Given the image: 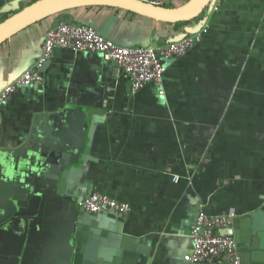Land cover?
Returning a JSON list of instances; mask_svg holds the SVG:
<instances>
[{"label": "crops", "instance_id": "obj_1", "mask_svg": "<svg viewBox=\"0 0 264 264\" xmlns=\"http://www.w3.org/2000/svg\"><path fill=\"white\" fill-rule=\"evenodd\" d=\"M35 1L0 0V15ZM204 12L178 26L121 9L78 8L0 44L2 90L38 62L46 32L60 21L105 28L132 47L169 43L202 20L208 29L183 56L164 62L161 85L137 92L100 54L55 49L40 83L18 86L0 103V219L21 201L29 209V188H53L61 169L58 186L72 198L95 191L130 205L123 217L83 214L72 264H208L183 260L201 211L234 214L244 263L264 264V0H226ZM40 233L32 264H63L57 226ZM6 245L0 239V264H10Z\"/></svg>", "mask_w": 264, "mask_h": 264}, {"label": "built area", "instance_id": "obj_2", "mask_svg": "<svg viewBox=\"0 0 264 264\" xmlns=\"http://www.w3.org/2000/svg\"><path fill=\"white\" fill-rule=\"evenodd\" d=\"M138 1L156 6H166L174 2V0ZM225 1L210 0V12L219 11ZM2 19L0 15V21ZM207 31L204 25L195 34L186 35L178 41L148 47H125L99 35L87 24L60 21L46 32L42 43V56L38 62L0 90V103L5 101L18 86L40 83L42 76L39 69L55 49L100 54L105 61L115 64L120 73L128 76L133 92H137L148 83L161 85L165 73L163 60L183 56ZM161 93H163L162 87ZM80 205L89 213L110 211L118 217H123L130 211L128 203L117 201L100 192H94L84 198ZM234 217V214L210 215L203 211L199 212L190 231L192 248L184 255L183 260L187 263L244 264L234 237L227 233H219L232 227Z\"/></svg>", "mask_w": 264, "mask_h": 264}, {"label": "water", "instance_id": "obj_3", "mask_svg": "<svg viewBox=\"0 0 264 264\" xmlns=\"http://www.w3.org/2000/svg\"><path fill=\"white\" fill-rule=\"evenodd\" d=\"M209 2L210 0H187L180 6L166 7L156 6L138 0H37L0 22V44L18 32L43 19L78 8H115L132 12L159 22L174 24L198 18L204 12ZM108 19L112 23V21L117 20V17L111 15ZM202 22L199 25H196V28L187 30V33L182 37L170 42L178 41L189 34H195L202 28ZM87 25L93 27L99 35L114 41L104 34V31L106 30L105 28L99 30L91 24ZM114 42L125 47H132L116 41ZM154 45L156 44L142 47ZM170 60L173 59L163 60V62ZM46 63L47 61H45L42 66H45ZM41 68L39 70H41ZM61 168L64 169L66 167L63 166ZM60 173L61 169H56L55 176L52 179L53 188H47L46 192H41L35 188H29L30 190L28 192L31 193L29 196L31 207L29 209H25V202L21 201L17 208L15 206L14 209L12 208L10 214L0 219V239L7 243L5 249L2 250L1 253L3 256H8L10 258V264H32V259L34 257L33 250L39 248L38 245L40 241L38 240L41 236V227L54 229V226H57L59 230V236L55 238V243L57 241L60 242L59 251L61 250V253H63V264H72V253L74 248L72 240L74 237L77 238L80 233V228L83 226V223H81L83 214L89 216L113 214L110 211H104L101 213L87 212L83 206L80 205L84 198L76 200L60 189V186H58V177ZM94 192L95 191L91 192L87 197ZM40 195L42 196V199L39 198ZM50 196L54 197V199L51 200ZM40 203H42V205L39 209L38 205H40ZM198 214L196 215V219ZM51 217H55L57 221L48 223L47 221H49ZM196 219L191 227L195 224ZM51 232L52 230L49 232V235ZM219 233H227L234 237L238 253L242 259L238 241L232 233V227L229 230H221ZM42 238L43 236H41V239ZM49 239L52 241L50 237Z\"/></svg>", "mask_w": 264, "mask_h": 264}, {"label": "trees", "instance_id": "obj_4", "mask_svg": "<svg viewBox=\"0 0 264 264\" xmlns=\"http://www.w3.org/2000/svg\"><path fill=\"white\" fill-rule=\"evenodd\" d=\"M167 7H173V5H166ZM205 14V12H203L198 18L194 19V20H191V21H187V22H178L176 23V25L178 26H182V25H186V24H190L191 22H194V21H197V20H201V18L203 17V15ZM6 18H4L3 20H5ZM2 20V21H3ZM1 21V22H2Z\"/></svg>", "mask_w": 264, "mask_h": 264}, {"label": "clouds", "instance_id": "obj_5", "mask_svg": "<svg viewBox=\"0 0 264 264\" xmlns=\"http://www.w3.org/2000/svg\"><path fill=\"white\" fill-rule=\"evenodd\" d=\"M2 162H3V158L0 157V163H2ZM26 164H27V162L22 163V164H21V167H25ZM9 174H11V169H10V168H9Z\"/></svg>", "mask_w": 264, "mask_h": 264}]
</instances>
